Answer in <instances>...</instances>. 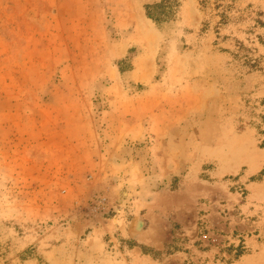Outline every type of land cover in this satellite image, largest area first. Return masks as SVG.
<instances>
[{
  "label": "rangeland",
  "instance_id": "374dc122",
  "mask_svg": "<svg viewBox=\"0 0 264 264\" xmlns=\"http://www.w3.org/2000/svg\"><path fill=\"white\" fill-rule=\"evenodd\" d=\"M148 1L0 0V264H264V0Z\"/></svg>",
  "mask_w": 264,
  "mask_h": 264
},
{
  "label": "trees",
  "instance_id": "16d2710c",
  "mask_svg": "<svg viewBox=\"0 0 264 264\" xmlns=\"http://www.w3.org/2000/svg\"><path fill=\"white\" fill-rule=\"evenodd\" d=\"M182 1L183 0H150L143 4L144 14L156 26L174 22L178 19ZM199 4L205 12L206 10H209L208 13L210 15L213 14L219 17V20L216 22V26L223 25L231 19V16L229 14L230 5L225 4L224 0H199ZM212 11H214V13H212ZM256 22L260 26H264V20L258 19L256 20ZM207 25L208 22L203 23L204 28ZM242 51H245V53L241 55L240 52ZM233 57L236 59H240V57H243V63L248 65L250 68L258 67L257 60L247 54L246 49L242 46L241 43H238L237 51L233 53ZM127 244H129L130 246H137L134 242H127ZM233 251V258H238L245 253V248L242 244H239L235 248H233Z\"/></svg>",
  "mask_w": 264,
  "mask_h": 264
},
{
  "label": "bare ground",
  "instance_id": "6f19581e",
  "mask_svg": "<svg viewBox=\"0 0 264 264\" xmlns=\"http://www.w3.org/2000/svg\"><path fill=\"white\" fill-rule=\"evenodd\" d=\"M144 19H145V20H144ZM144 19H143V18L141 19V22H142V24H141V27H142V28H141V29H142V30H144V29H146V28L149 29V26H148L147 21H148V22H150V21H149L145 16H144ZM147 29H146V30H147ZM147 37H148V36H147Z\"/></svg>",
  "mask_w": 264,
  "mask_h": 264
}]
</instances>
